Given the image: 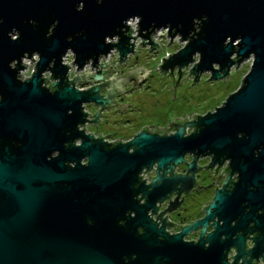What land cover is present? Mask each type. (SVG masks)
Here are the masks:
<instances>
[{
    "label": "water",
    "instance_id": "95a60500",
    "mask_svg": "<svg viewBox=\"0 0 264 264\" xmlns=\"http://www.w3.org/2000/svg\"><path fill=\"white\" fill-rule=\"evenodd\" d=\"M130 17H138L135 36L140 45L149 44L148 50L157 47L149 35L158 28H167L169 42L174 35L185 40L156 67L161 75H171V99L190 63L191 83L206 72L210 80L223 78L232 65L250 57L249 68L224 101L192 115L191 122L171 123L165 129L172 127L170 134L142 128L124 142L107 143L100 133L93 138L84 133V121H100L105 104L130 79L131 86L138 82L137 73L143 78L148 71L138 67L128 76L116 71L101 82L109 66L68 80L62 56L71 52L75 70L86 63L96 67L112 48L115 60L123 61L133 51ZM112 36L115 42L104 40ZM32 54L37 59L22 76V58ZM104 64L101 60L99 68ZM44 72L52 79L47 85ZM84 78L100 83L74 86ZM89 102L100 108L85 120L89 115L82 104ZM117 105L119 111L127 107ZM188 126L194 130L183 135ZM184 153L192 154L185 163L192 173L200 168L194 165L196 156L210 155L202 167L214 169L211 179L227 160L221 171L225 178L220 188L215 180L211 201L200 209L203 218L177 225L179 232L168 235L163 228L174 223L160 215L179 208V192L198 183L192 173L171 174L174 165L184 163ZM153 163L155 176L145 185L139 173ZM164 198L168 205L156 215L154 202L159 206ZM148 209L161 221L158 228ZM208 221L213 229L202 236ZM195 227L197 241H181ZM244 238L253 241L250 248ZM229 246L234 255L227 263ZM262 251L264 0H0V264H237L239 257L238 264H254L257 256L264 261Z\"/></svg>",
    "mask_w": 264,
    "mask_h": 264
},
{
    "label": "flooded vegetation",
    "instance_id": "af4514ba",
    "mask_svg": "<svg viewBox=\"0 0 264 264\" xmlns=\"http://www.w3.org/2000/svg\"><path fill=\"white\" fill-rule=\"evenodd\" d=\"M170 41H172V39H170ZM147 45L149 47V44L147 43L142 46H147ZM149 50L150 51H147L148 54H146L147 58L149 57V54L152 49H149ZM138 67H141L143 70L148 71V72L144 75L143 78H141V74H142L141 72L137 73L136 76H138V79H140L138 82H135L134 85L131 86L132 79H130L126 83L125 88L123 89V92L120 94L114 95L112 97L113 102H110L108 106L105 104V106L100 110V115L97 116V120H100V121L94 122V123L92 122L87 123L86 121H84V123L82 124L84 128L83 129L84 133L86 134L91 133L93 138H96L99 133L101 137L107 135L106 137L101 138L102 141H106L107 143L115 141V140H119V142H124L128 140L129 138H131L134 133L142 130V128H145L146 131L150 133H153L155 131V133L157 134L167 135L174 131L172 127L169 130L165 131V129L169 128V125L171 123H175L176 121L191 122L192 115L199 116L206 112V110L203 112L197 109L191 112L189 111L185 114L173 116L172 118H169L166 121V123L162 124L161 127L150 125V124H141L131 133H128L129 131L127 132L121 131L117 134L116 133L114 134L113 132H106V130H104L106 126L116 125L120 128V130H122V129H125L126 126H130L131 124L134 123V120L136 119V117L133 115L136 112V110H138V106H137L138 102L141 101V99L143 98H148L146 90H143V88L145 87L144 83H151L149 78H151L156 73H158L159 70L156 68L155 72L153 73L154 69H150V68H147L148 70L144 69V65L138 62V57L132 56V53H131L129 57L123 58V61H119V63L117 62L114 66H111L110 72L103 73V79L101 80V82L107 80L110 76L115 74L116 71H117V76H120L126 72L135 70ZM98 68H99L98 66L94 67V69H98ZM175 70L176 68L172 69V77L174 79L177 78L176 74L174 75ZM159 74L161 75L160 72ZM125 75L128 76V73H126ZM162 75L165 76V75H170V74L163 73ZM88 80L89 78H84L83 80L75 81L74 86L77 87L78 89H87L94 83H100V81L90 82ZM120 85H122V82H120ZM98 93L100 95L105 93V88L98 90ZM121 103L127 105V107L123 111L118 110L117 104H121ZM99 108H100L99 105H95L92 102L82 104L83 112L89 115L87 117L85 116V120L93 119L94 116H92V114ZM126 113H129V116H124V114ZM78 129H81V126H78ZM193 130H194L193 126L185 127L183 135H187L191 133ZM127 134L129 135L127 136ZM74 143L77 144L78 141L75 140ZM182 158L184 160V163L181 162L179 164L174 165L172 168L171 174H180V175L185 174L187 170L186 164L192 160V154L189 153L188 155V153H184ZM210 159H211V156L207 154H204L202 156H196L194 165L200 168L196 169L193 173L191 171L186 172V175L190 176L192 173L193 180L195 182H197L198 180V183H196V186H198L199 188L196 191H194L196 186L192 185L189 188V191L186 192L185 194H183V192L180 191L176 198V201L178 202L182 197V200L180 201V204H179V208L178 206H176L175 209H172L168 212L164 211V213L160 215V219H162L165 216L164 222L167 221L170 223H174L173 226H167L163 228L164 232L167 231L168 235L176 234L179 232V226L177 225H180V226L189 225V221L192 222L193 220L196 221V220L203 218L204 212L200 209L202 205L208 206L209 202L211 201L213 193H214V182L216 179H217L216 188L221 187V183L223 182L225 178V175L223 174L224 172H221V171L223 170L224 166L227 164V160H223L221 162L219 166V170L215 172L214 177L211 179L210 175L213 174L214 169L209 170V167L205 168L207 164L210 162ZM81 163H85V160L82 159ZM202 166H205V167H202ZM216 166H217V163H214L212 165V168H215ZM155 169H156V164L153 163L149 169L147 170L142 169L140 171L139 173L140 179L143 181L145 185L149 184L151 181V177L153 178L155 176ZM220 173L221 175H219ZM164 175L168 176V171L165 172ZM232 177H235L233 174L231 175L230 179L234 180L235 178H232ZM210 183L212 184L209 185ZM136 198H140V193L136 195ZM143 200H144V197H141V199L138 200V204L143 203ZM166 200L167 198H164V200L159 202V206H158L157 201L154 202V206L158 207L157 210L155 211L156 215H158L160 211H162L163 209L167 207L168 203L167 202L164 203V201ZM146 215L148 218H151L152 221H155L156 223L158 222L156 225V228L160 226L161 221H159L158 219L155 220L154 215L150 214V209L146 211ZM129 216L132 217L133 212H130ZM208 224L210 225H207L205 227L204 233L202 234V236H205L206 233H208L209 231L213 229V225L211 224V221H208ZM198 231H199V227H195L191 229L188 232V235L183 234L181 236V241H191L192 240L193 242H196L198 239ZM247 237H251V234L248 233ZM250 240L251 238H244V244L246 245V248H250L252 246L253 241L252 240L250 241ZM206 245H207V241L203 242V246H206ZM228 250L230 251V253L226 252L225 261L227 263H230L232 261V257H229V256L234 255V249L231 246H229ZM261 255L264 256V251L261 252ZM238 263H240V257L237 259V264ZM263 263L264 261L260 257L257 256L254 264H263Z\"/></svg>",
    "mask_w": 264,
    "mask_h": 264
},
{
    "label": "rangeland",
    "instance_id": "374dc122",
    "mask_svg": "<svg viewBox=\"0 0 264 264\" xmlns=\"http://www.w3.org/2000/svg\"><path fill=\"white\" fill-rule=\"evenodd\" d=\"M126 25L134 29V21L131 22V20H126ZM166 31L167 28L154 30L153 33L155 36L151 40L152 43L157 45V47L152 48L148 58L146 56V54H148L147 51H150L148 50V45H137L139 38L134 40L129 39L133 44V51H135L131 52L132 56L138 57V62L144 65V69H154L153 73L155 72L157 65L161 63V58H166L168 54L176 52L185 43V41H178V36L173 37L172 41L169 42V38L166 36ZM116 38L117 37H112L109 39L106 37L104 40L107 42H115ZM144 42H146V40H144ZM131 53H127L124 58L129 57ZM116 58V51L111 49L106 55L100 56L97 63L101 60L102 62H105L104 66L100 69L106 70L109 66H114L118 62L115 60ZM36 59L37 56L35 54H32L30 58H23L22 63L25 65V68L19 71L20 74L28 76ZM194 60H196V56H194ZM250 61L249 57L236 67L232 65L225 77L215 80L208 79V72L201 73L197 77V81L194 83H191L192 78L190 74L186 77L188 70L191 67L190 63L183 68L182 73L179 76L178 82L173 91V99H171L172 90L170 89L172 82L171 75L164 76L160 75L158 72L149 78L151 83H144L145 87L143 90H146L148 98H143L138 102V110H136L133 115L136 117L134 123L130 126H126L125 129L127 130H120L116 125L106 126L104 130H106V132H113L114 134L121 131H129L128 133H131L141 124H150L161 127L162 124L166 123V121L173 116L185 114L197 109L203 112L205 110L209 111L211 108L213 109V107L218 106L224 101L229 93L233 92L239 86L240 80L249 68ZM71 62L72 54L70 51H66L62 56V63L68 66L66 71V77L68 80L87 72L89 75H92L95 72L94 69H90L89 63L84 64L80 70H75L76 68ZM214 67L216 66L214 65ZM175 73L176 70L174 71V75ZM42 75L49 81H52V79L49 78V72H44ZM124 116H129V113L124 114ZM128 135L129 134H127V136Z\"/></svg>",
    "mask_w": 264,
    "mask_h": 264
},
{
    "label": "built area",
    "instance_id": "2783aa9c",
    "mask_svg": "<svg viewBox=\"0 0 264 264\" xmlns=\"http://www.w3.org/2000/svg\"><path fill=\"white\" fill-rule=\"evenodd\" d=\"M131 22L132 21H134V29H132L131 27H128L129 29H131V32H129V36L130 37H133V36H135L136 35V29H137V26H136V23H137V21H138V17H136V18H134V17H132L131 19ZM154 32V31H153ZM155 36V34L154 33H152V34H150V40L153 38ZM136 38H139L138 40H139V42H138V44L137 45H140L139 43H141V38L140 37H136ZM135 38V39H136ZM132 39V38H131ZM179 39V38H178ZM132 40H134V39H132ZM152 41V40H151ZM115 50V49H114ZM116 51V50H115ZM116 53H117V51H116ZM98 64H100V62L98 63ZM98 67H99V65H98ZM101 68V67H100ZM100 68H98V69H100ZM91 69H92V67H91ZM94 70H97V69H94ZM29 74V73H28ZM23 76V75H22ZM24 76H27V75H24ZM48 83H46V85H47Z\"/></svg>",
    "mask_w": 264,
    "mask_h": 264
},
{
    "label": "bare ground",
    "instance_id": "6f19581e",
    "mask_svg": "<svg viewBox=\"0 0 264 264\" xmlns=\"http://www.w3.org/2000/svg\"><path fill=\"white\" fill-rule=\"evenodd\" d=\"M130 19H131V17L128 18L127 20H130ZM174 36H175V35H174ZM174 36H173V37H174ZM112 37H117V36H112ZM112 37H111V38H112ZM136 37H139V36H135L134 39H135ZM173 37H172V38H173ZM172 38H171V39H172ZM129 39H131V38H129ZM180 41H185V40H180ZM110 42H112V41H110ZM129 42H130V41H129ZM145 44H146V43H145ZM145 44H144V45H145ZM22 59H23V58H22ZM96 66H98V64H97ZM91 67H92V69H94V66H91ZM42 77L45 78L43 75H42ZM47 82L49 83V82H51V81L48 80ZM47 82H45V79H44V83H47Z\"/></svg>",
    "mask_w": 264,
    "mask_h": 264
},
{
    "label": "clouds",
    "instance_id": "9594fccd",
    "mask_svg": "<svg viewBox=\"0 0 264 264\" xmlns=\"http://www.w3.org/2000/svg\"><path fill=\"white\" fill-rule=\"evenodd\" d=\"M175 36H178V35H175ZM175 36H174V37H175ZM149 37H150V35H149ZM168 38H169V36H168ZM112 49H114V48H112Z\"/></svg>",
    "mask_w": 264,
    "mask_h": 264
},
{
    "label": "trees",
    "instance_id": "16d2710c",
    "mask_svg": "<svg viewBox=\"0 0 264 264\" xmlns=\"http://www.w3.org/2000/svg\"><path fill=\"white\" fill-rule=\"evenodd\" d=\"M46 79V78H45ZM47 81H48V79H47ZM47 81H45V82H47Z\"/></svg>",
    "mask_w": 264,
    "mask_h": 264
}]
</instances>
